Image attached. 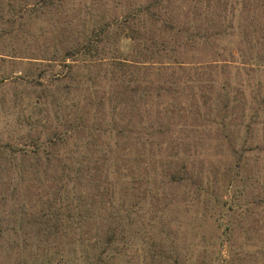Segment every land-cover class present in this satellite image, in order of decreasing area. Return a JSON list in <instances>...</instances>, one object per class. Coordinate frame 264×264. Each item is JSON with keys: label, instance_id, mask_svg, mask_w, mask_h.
Here are the masks:
<instances>
[{"label": "trees", "instance_id": "16d2710c", "mask_svg": "<svg viewBox=\"0 0 264 264\" xmlns=\"http://www.w3.org/2000/svg\"><path fill=\"white\" fill-rule=\"evenodd\" d=\"M255 2L264 5V0H11V10L18 9L13 24L15 11L26 12L30 21H45L42 34L48 38L11 45L38 73L28 80L11 75L20 92L11 94V116L18 108L11 139H0V158H11V173L0 177V264L246 261L248 247L240 245L242 233L234 235L233 221L224 225L220 240L212 236L202 247L193 241L176 251L166 245L171 239L160 242L154 231L146 235V248L136 245L141 215L157 213L159 233L167 237L169 224L178 226L169 219L178 204H189L191 215L200 211L206 220L217 210L223 214L225 206L231 214H245L244 220L249 209L264 216L261 79L251 83L243 75L234 84L218 77L222 65L177 57L188 52L197 57L204 48L226 52L223 45L242 37L245 12ZM118 33L131 40L133 53L120 51ZM199 87L207 93L194 92L195 106L186 111L201 117L179 129L188 134L202 129L211 148L206 156L197 154L196 138L166 150L171 144L159 136L181 117L178 99ZM31 93L30 102L25 95ZM166 94L175 100L165 101ZM249 133L258 151L250 160L238 152ZM219 156L228 162L223 184L210 179ZM248 164L258 169L250 173ZM171 167H178L176 173ZM179 187L180 201H174L173 189ZM224 190L229 199L223 203ZM251 199L257 208L242 209Z\"/></svg>", "mask_w": 264, "mask_h": 264}, {"label": "rangeland", "instance_id": "374dc122", "mask_svg": "<svg viewBox=\"0 0 264 264\" xmlns=\"http://www.w3.org/2000/svg\"><path fill=\"white\" fill-rule=\"evenodd\" d=\"M251 9L253 11H250L248 14H246L245 12L244 18L246 21L244 23L245 26H242V29H244L242 37L237 36L236 41L232 42L230 45H228V47L223 45V48L228 49L226 50V52H213L210 48H204L200 51V54L197 57L194 56L192 58V55L189 52L187 53V56L180 57L178 55L177 57L179 59H185L184 61L192 62V64L195 65L198 64V61L208 62L209 64L222 65L224 67V69L222 70L223 73H219L218 77H222V80L232 79L234 81V84L240 83V79L243 75H246L251 83H254L257 79L260 78L262 83V92H264V73L260 75V71L264 70V5L262 2H255ZM14 10L18 9L14 8L11 10V0H0V53H2V56H0V139L3 140L11 139V126L12 124L14 125L15 122V120L13 119V114H18V108H13L14 113L11 116V94H13V92L16 90V93L20 92V90H18L19 86L14 87L11 84V75H20L21 77L28 80L35 78L38 73V71L34 69L35 65H32V63L28 62L29 59L19 57L20 54H13L11 52V45H25L31 42V40L33 41V43L39 44L46 41V39L48 38L47 34H42V30L45 27V21L40 18H34L30 21V18H28L26 12L24 13L23 11H15L17 23L13 24L12 15L14 13ZM123 35L124 34L122 33H118L117 45L123 54H131L133 53V44L129 38L124 37L125 35ZM23 53L24 55L21 56H30V52ZM11 55L13 60H11ZM188 90H191V92L187 96V98H181V102L178 99L179 107L182 109L181 117L178 118V120L173 119V121L171 122V126H169L168 130L166 131V134L159 136V139L162 140V142L166 145L171 144L169 147H167L166 150L177 149V144H179L181 148L182 143H192L194 139H200L199 145H201H198L196 153L206 156L207 149L209 150L211 148V145L210 141L207 138L208 136L203 134V130L200 129L201 131L198 133L190 132V134H188V132L181 131L179 129L180 124L183 123L184 125L189 126L201 117L197 116L193 111L187 112L186 109L189 106H195V102H193L192 99V97L194 96L193 93L199 90V92L197 93V95H199V93H201L202 91L205 92V89L199 87L194 89L191 88ZM217 94V92L213 91L211 95L217 96ZM25 96L31 97L28 99L31 102L34 97V93ZM164 100L172 102L173 100H175V98L171 94H166L164 96ZM201 113H205V110ZM202 116L205 117L206 115L202 114ZM33 134H36V132L34 131ZM251 134L252 133H249L248 135L250 136ZM166 138H168L169 141H167ZM251 138L252 137L250 136L249 139H246L247 141L245 142L244 146L241 149L239 146L238 149V152L240 153L245 152V155H247V158H249V160L250 155L255 152V150L256 152H258L257 148H254V142L250 141ZM250 143H252V145ZM260 146L263 149L258 152L261 156L262 154H264V142H261ZM228 148V146H225L226 150ZM247 148H249L250 150H247ZM192 149L193 148L191 147V151ZM219 158L220 160L215 162L216 167H212L213 170L212 174L210 175V179H216L218 180V183L223 184L224 179L227 176L228 162L225 156H219ZM181 162L182 161H180V163ZM254 163L256 162H253L251 164ZM184 164L186 165V163ZM258 165L259 164H257V166ZM181 166L182 164L180 165V167ZM0 167V177L5 179V177L11 173V158L1 157ZM187 167L190 166L187 164L186 168ZM196 167H199V165L196 164ZM157 168L161 169V167ZM250 168L252 169L250 170ZM256 168L258 169V167H250V164H248L247 166V170H250V173H253ZM176 169H178V167H171V171H175V173ZM260 177H264V170L261 172ZM8 183H11V180ZM171 188L167 190L171 191ZM180 189H182V187L173 189L175 197L172 198V200H179L180 196H178V193L180 192ZM171 196L172 193L169 194V197ZM228 199L229 193L227 190H224V192L222 193L223 203ZM250 201H252V199L249 200L248 204H241L242 209L247 205H249V207H253L252 209H254V207L257 208V206L250 204ZM186 207L187 206L180 204H178L177 207H172L173 210L170 213L169 219H174L178 226L170 223L168 228L169 234H167V237H164L163 234L159 233V229L162 224L158 223L161 218L157 215V213L152 212L141 215L137 224V233L139 235V240L137 242L138 244L136 245L137 248L143 249L147 247L146 235H150L151 233H153V231L155 233L154 237H156L157 235L160 242L161 240L164 241L165 238H168L169 240L171 239L172 241H167L166 245H172V247L176 248V251H185L184 249H186L189 244H192L193 241L198 246L202 247L208 244L207 242L210 241L212 236L213 238H217L220 240V234L224 228V225L230 224L231 221H233L234 235L236 234L238 238H240V234H243L240 245L242 243H246L249 251V256L247 259H245L246 261H241L238 263L264 264L263 215H259L257 211L251 213V210L249 209L250 214H246V221L244 220L245 214H236L235 211V213L231 214L232 211L226 210L227 206H225L221 210L223 214L219 213L220 210H217L218 214H212L213 217H215L212 218L213 220H206L200 216V211H197L198 214L191 215L189 204L188 207ZM184 209H186L187 211H185ZM195 209H198V205H195ZM209 211L211 212L212 209H209ZM208 216L211 217V214ZM149 221L155 222L156 227L146 228L145 225H148ZM172 221L173 220H171V222ZM163 222L165 221L163 220ZM176 227L179 233L178 236H176L175 234ZM142 239H144V241H142ZM176 239H178L179 241ZM219 240L217 241L219 242ZM244 247L245 245L243 244V248ZM222 249L224 250L222 252L223 257H226V242L223 244Z\"/></svg>", "mask_w": 264, "mask_h": 264}]
</instances>
